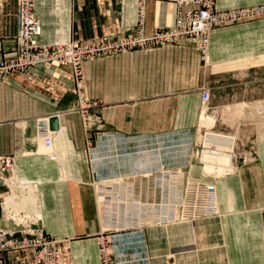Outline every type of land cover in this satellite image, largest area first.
<instances>
[{
	"label": "crops",
	"instance_id": "crops-1",
	"mask_svg": "<svg viewBox=\"0 0 264 264\" xmlns=\"http://www.w3.org/2000/svg\"><path fill=\"white\" fill-rule=\"evenodd\" d=\"M182 1L197 0H36L35 12L42 24V43L74 39L89 43L107 34L122 37L132 33L141 19L142 5L147 33L172 26ZM263 3L264 0H216V7ZM17 11L18 0H0V61L15 52ZM209 45L211 64L207 68L191 39L85 62V95L101 103L96 108V129L89 133L81 124V113L71 110L77 98L71 65L51 61L2 75L0 158H15V181H0V228L16 227L12 220L4 218V205L31 212L37 207L47 233L70 238L73 264H101L97 235L107 222L103 220L99 225L95 216V186L91 182L94 175L131 181L138 174L157 171L150 166L157 167L161 175L175 150L196 139L204 111L198 90L204 84L211 87L215 100L216 81L219 87H227L230 78L246 76L248 84L251 77H257L260 104L264 100V18L219 27L211 34ZM252 105L259 107L257 103ZM260 109L262 117L264 104ZM52 115L58 116L60 128L52 131L49 123L51 144L38 136L37 120ZM250 120L257 121L254 116ZM89 134L92 145H88ZM262 135L253 161L235 166L239 167L237 171L211 185L217 205L216 214L208 216L211 219L165 225L166 234L174 235V231L189 225V242L182 249L191 250V264H264ZM45 145L49 150L44 149ZM143 149H149L147 155ZM139 150L143 153L135 152ZM50 151L56 159L49 157ZM172 166L175 164L166 167L176 171ZM30 188L37 195L33 205L24 195ZM9 199L13 201L10 206ZM154 236L150 240L155 241ZM176 240L175 244L179 239ZM152 241L149 244L153 254L168 251L165 242L159 241L156 249ZM169 245L168 253L173 257V242ZM168 259L160 257L159 264ZM0 264H35L34 252L29 248L0 252Z\"/></svg>",
	"mask_w": 264,
	"mask_h": 264
},
{
	"label": "built area",
	"instance_id": "built-area-1",
	"mask_svg": "<svg viewBox=\"0 0 264 264\" xmlns=\"http://www.w3.org/2000/svg\"><path fill=\"white\" fill-rule=\"evenodd\" d=\"M35 1L18 0L15 52L12 56L0 61V77L12 71L28 70L35 65L51 61L71 65L77 95L73 110L81 108L82 121L87 133H89L87 122L92 114L89 111L90 103L84 89L85 62L119 54L126 50L153 49L183 37H194L198 42V49L206 59L209 47L208 37L215 31L214 29L229 21H239L254 11L233 9L216 13L212 9L211 0H197L202 1L203 5L196 9L193 7L179 9L175 25L147 34L143 29L145 17L142 5L139 10L141 25L130 34L122 35V37L107 34L89 43L74 39L68 42L45 44L40 39L42 24L35 12ZM201 91L204 100H208L211 91L208 88H202ZM49 123L50 116L39 117L37 133L40 138L52 144ZM87 140L88 145H92L93 140L90 134ZM49 157L55 158V153L50 151ZM14 160L12 156L0 158L1 182L15 181ZM166 166V170L161 175L157 170L154 173L138 174L140 176L136 175L131 181L128 179L113 181L112 178L98 181L99 178H95V175L92 179L95 186V198L100 207L101 222L110 221V225L104 226L105 228L101 231H116L117 233L112 236L116 241L114 249L118 248L119 244L125 245L124 250L129 254L126 256L133 262L142 261L144 264L145 261H149L148 259H156L157 255L162 254H153L146 236L147 229L157 230L159 227L166 229V224L195 221L216 214L217 205L214 203V206H211L209 203L208 190H212V186H209L207 182L191 180L190 172L184 170L183 166H172L177 169L176 171ZM150 181L156 188L160 186V189L151 191ZM16 184L19 188H25L22 183ZM129 189L132 190L134 200H138L140 204L127 199ZM3 212L4 218L12 220L16 227L0 228V252L29 248L34 252L35 264H73L70 238L55 237L47 233L41 224L42 218L39 214L28 213L24 208H6L5 205ZM128 220L132 223H128ZM149 221L154 222L148 223ZM149 225H155V227H148ZM164 228L162 230L165 233ZM116 236L120 237L116 238ZM100 239L102 240L99 244L102 247L99 252L101 264H116L113 249L104 245L105 236ZM109 253L113 257L109 256ZM162 257L171 258L167 254H163Z\"/></svg>",
	"mask_w": 264,
	"mask_h": 264
},
{
	"label": "rangeland",
	"instance_id": "rangeland-1",
	"mask_svg": "<svg viewBox=\"0 0 264 264\" xmlns=\"http://www.w3.org/2000/svg\"><path fill=\"white\" fill-rule=\"evenodd\" d=\"M186 5L187 6L195 5V7L193 8L196 9L197 7H201L203 5V2L202 1H195L193 3L192 2L188 3L185 1L179 2L177 12L179 9H182ZM211 6H212L213 11L216 13H219L221 11L233 10V9L234 10H243V9L254 10L253 12H250L247 16H245L243 19L239 21H229L228 23H224L222 25L217 26L215 29L219 27H223V26H228V24L242 23L243 21H250V20H255L259 18H264V3L258 4L256 6H243V7H234V8H228V9H218L216 7V0H211ZM258 7L260 8L258 9ZM184 9H188V8L184 7ZM139 10H141V8H139ZM140 25H141V19L138 21V24L134 28L133 32L137 30L138 26ZM173 25H175V23ZM144 26H145V21L143 23V29H144V32H146ZM172 26L156 28L152 30L151 33H147V32L146 33L152 34L156 30L168 29ZM211 34L208 37V42H207L208 45H209ZM183 39H191L195 43V46H197L198 42L194 37H183L177 40L170 41L167 43V45H162L160 47L179 43L183 41ZM209 47H208V51H209ZM138 49H144V48H138ZM138 49H135V50H138ZM147 50H150V49H147ZM197 50L200 52V55H201L200 61H202L203 67L205 68L209 67L211 64V61H209V55L205 59V57L201 54L200 49H197ZM241 77L242 76L239 75L237 76V78H230L229 83H228L229 85L227 87H219L220 83L216 81L214 85V89L216 91L215 100L213 97V91L212 89L210 90L211 88L210 86L205 85V84L200 86L198 91L201 94V106L204 108V111L200 116L199 132L196 135L195 141L191 140L189 141L190 143L186 141V143L184 142L183 145H180L175 150L176 153L173 152L174 154L171 156V159H170L172 162L168 161L169 163L167 165L175 164V166H184L182 168L190 172L189 175H190L191 180L202 182V183L207 182L210 186L211 185L213 186L218 183L219 179L224 178V176L227 173H233L237 171L239 167L235 169V166L237 165L242 166L246 164L248 161L254 160L253 157L256 155L253 154V152L256 153L259 138H262L263 137L262 133H264V126L262 124V122L264 121V116L262 115L261 117V109H260L261 104H264L263 103L264 100H262V103L260 104L261 97L259 96L258 88H256L258 86L257 77L256 78L251 77V80L248 84L245 82H247L249 79L246 76L245 78H241ZM202 88H208L211 91V95L208 98V100H204L202 91H201ZM87 99L89 100V103H90L89 111L92 114L90 120L87 122L88 130L96 129L95 126L97 125L95 124V119H96L95 115H96V112L99 111L96 108H98L99 105L101 106V103L97 99H94V100L89 99L88 96H87ZM213 102H215V104H220V105L213 106L212 105L214 104ZM242 102H245L248 104L244 103L245 105L244 104L242 105ZM253 103H257L259 107L258 108L255 107L254 105H252ZM226 105H232V106L225 107ZM74 108L75 106L72 107L71 109L72 112H77V113L82 114L80 107L76 111L73 110ZM209 112L212 113L213 118H215V122L213 124L211 123L212 124L211 126H209L210 124H206V125L203 124V122L206 121L207 119L206 115ZM250 116L256 117L257 121L250 120L251 118ZM81 124L85 128V125L83 124L82 120H81ZM215 139L216 141L220 142V145H219V142L215 141ZM207 141L211 144L207 143ZM213 141L216 143L213 144ZM209 145H212V146L209 147ZM213 146H216V147L219 146L220 148L217 147L219 148L217 150H220V151H216V149H214ZM47 150L49 149L47 148ZM143 150H144V154L147 155L148 152L146 151H148L149 149H146V150L143 149ZM177 150H180V151L177 153ZM135 152L140 153V154L143 153L140 150L135 151ZM165 161H167V159L162 160L161 162H165ZM209 164H212V165H209ZM140 168H145V166L141 165ZM149 168L158 170L157 167L155 166L154 167L150 166ZM142 172H145V171H142ZM131 174H133V172ZM123 175L125 176V174ZM92 188L94 187L92 186ZM157 189H160V186L156 188L155 184H153V182L150 181V190L155 191ZM28 193L27 194L26 192L24 193L25 197L28 196V198L32 197L35 199L37 196L36 190H32L31 188ZM93 196H94L93 201H95V216L98 219L99 225H101L102 217L100 216V207H98V203L95 198L94 189H93ZM208 196L210 198L209 203L211 204V206H214V203L216 204V199H215V194H214L213 189L208 190ZM25 197H24V200H25ZM36 203L37 201L34 202V204ZM33 212L34 214H39V211H37V207L34 208ZM215 213H216V210H215ZM204 219H211V218L204 217L203 219H197V220L202 221ZM188 226L189 225L182 226V228L180 227L179 232L178 231L175 232L173 229L175 235L171 234L172 232H170V234L169 233L160 234L162 232L157 234L159 231H163L162 229L164 227H159L158 228L159 230L158 229L156 230L154 228L147 229L146 236L149 242L152 241V239L150 240V238L154 234L155 235L154 237L156 240L152 242L156 245L155 248L159 249L160 245H158V242L163 241L165 242V245L168 248V251L166 253L164 250L155 251L154 252L155 255L159 253H162V254L157 255L156 259H148L149 261H145L144 264H159V259L160 257L163 256V254L169 255L171 258L168 259L169 261L167 260V263L165 262V263H160V264H179V263L180 264H191L190 262L191 259H189L190 253H192L191 250L189 251L187 249H182V247L184 246L186 247V245H188V242H189L188 239L190 236V231L187 229ZM114 233H117V232L116 231H101V229H99V233L97 235L99 252H100V248H102L101 245H99L100 242L102 241L100 238L105 236L106 240L104 242V245L107 246V248L113 249V255L115 257V261H117L116 264H143L142 261L133 262L132 260H130L131 258L128 259L126 255H129V254L126 253V250H124L125 245L122 246L119 244L118 245L119 247L114 249L116 245L115 244L116 241L112 238ZM118 237L120 236H116V238ZM176 238L179 239L177 244H175V241H177ZM120 240L124 241V239H120ZM170 241L173 242V246L175 249L174 251H172L175 253L173 254V257L171 254L168 253L169 251H171L170 245H169ZM151 248L152 247L150 246V249ZM181 250H183L184 252ZM108 255L112 256L111 253H109ZM175 257L177 258L175 259Z\"/></svg>",
	"mask_w": 264,
	"mask_h": 264
},
{
	"label": "bare ground",
	"instance_id": "bare-ground-1",
	"mask_svg": "<svg viewBox=\"0 0 264 264\" xmlns=\"http://www.w3.org/2000/svg\"><path fill=\"white\" fill-rule=\"evenodd\" d=\"M196 47H197V46H196ZM197 49H198V48H197ZM212 115H213V114L210 113V112L207 113V115H206V118H207V119H206V121L204 120L205 122H203V124H205V125H206V124H210L209 126H211V125L215 122V118H213ZM211 123H212V124H211ZM207 126H208V125H207ZM50 131H51V130H50ZM52 131H57V130L52 129ZM53 133H54V132H53ZM206 138H207V137H206ZM209 141H210V139H209ZM215 141H216V139H215ZM216 142H219V141H216ZM216 142L213 141V144L216 143ZM225 142H226V141H225ZM207 143H209V142L207 141ZM227 143H228V142H227ZM205 144H206V143H205ZM209 144H211V143H209ZM213 144H212V145H213ZM206 145H207V144H206ZM212 145H209V147L212 146ZM219 145H220V142H219ZM213 147H214V149H216V151H220V150H217V149L220 148L219 146H217V147H219V148H217L216 146H213ZM213 147H212V148H213ZM47 148H49V145H45V146H44V149H47ZM212 148H211V149H212ZM207 149H209V148H207ZM51 158L56 159V155H55V158H54V157H51ZM214 164H215V163H214ZM214 164H213V165H214ZM209 165H212V164H209ZM214 166H215V165H214ZM133 175H134V174H131V176H133ZM116 176H118V175H116ZM116 176H114V177H116ZM123 176H124V175H123ZM125 176H126V175H125ZM131 176H130V177H131ZM95 178H96V177H95ZM98 178H101V177H98ZM106 179H107V176H105V177H103V178H101V179H98V181H99V180H104V181H105ZM92 182H93V181H92ZM93 184H94V183H93ZM127 196H128V197H127L128 200L136 201V203L140 204L138 200H134V198H133V193H132V190H131V189L128 190V192H127ZM28 199H30V200L32 201V205H33V202L36 201V199H34V198H32V197H29ZM127 199H126V200H127ZM131 201H129V202H131ZM129 202H128V203H129ZM12 203H13V201L10 200V199L7 201V205H8V206L12 205ZM9 208H13V209H15V208H17V207H15V206H10ZM17 209H21V208H17ZM26 210H27L28 213H33V212H31L30 210H28V209H26ZM113 218H114V217L112 216V220H113ZM153 222H154V221H149L148 223H153ZM128 223H132L131 220H128ZM105 224H106V226H107V225L109 226V225H110V221H109L108 223H105ZM126 224H127V221H126ZM149 226H151V225H149ZM149 226H148V227H149Z\"/></svg>",
	"mask_w": 264,
	"mask_h": 264
},
{
	"label": "water",
	"instance_id": "water-1",
	"mask_svg": "<svg viewBox=\"0 0 264 264\" xmlns=\"http://www.w3.org/2000/svg\"><path fill=\"white\" fill-rule=\"evenodd\" d=\"M50 126L54 130H58L60 128L59 126V118L57 115L50 116Z\"/></svg>",
	"mask_w": 264,
	"mask_h": 264
}]
</instances>
